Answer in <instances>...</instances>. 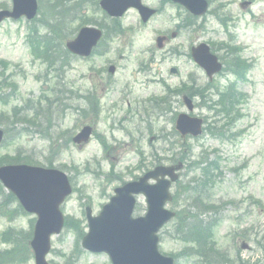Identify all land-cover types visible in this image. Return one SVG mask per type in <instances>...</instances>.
<instances>
[{
	"label": "rangeland",
	"instance_id": "obj_1",
	"mask_svg": "<svg viewBox=\"0 0 264 264\" xmlns=\"http://www.w3.org/2000/svg\"><path fill=\"white\" fill-rule=\"evenodd\" d=\"M37 1L39 14L34 21L5 20L0 24V63L7 62L4 74H0L10 77L5 85L1 84L4 77L0 75V96L6 99L5 104L0 103V115L2 114L4 119L7 118V122H0V128L6 129L5 140L0 145V159L6 155L8 159L17 155L9 162L57 168L69 178L74 191L61 206V211L65 217L77 218L80 222L74 230L63 229L59 235L51 237V249L46 256L48 262L109 264L105 254H92L81 247V238L78 237L81 232H87L84 208L89 205L92 214H98L101 206L108 202L115 187L133 180L134 176L142 175L158 162L169 165L170 159H177L173 154L184 146L182 144L181 149L176 148L179 147L176 144L178 140H182L174 132L171 134L175 120L172 119L176 117L174 114L186 111L182 96L189 95L185 91L187 85L179 90L180 95L173 97L171 111L160 116L149 110L150 103L144 106L133 101L151 94L164 96V82L175 87L182 82L185 84L190 78L191 83L197 85L203 94V97L199 94L193 98L195 108L191 115L196 114L201 119L207 116L214 131L222 126L226 122L225 117L220 114L219 117L214 116L213 111H207L199 104H208L210 98L217 102L218 96L213 94L211 88L223 90L229 83L233 84L238 95L240 93L241 100L236 108L243 115L232 122L229 139L207 134L186 138L190 152L187 153L186 149L184 153H190L192 161L200 156L207 157L209 160L216 159L220 166L217 177L211 178L214 182L212 187H208V199L217 210L197 212L198 218L202 221L214 217L219 220L218 225L213 228L212 238L216 241V247L225 251L230 260L235 258L242 237L251 249L246 252L242 250L239 253L240 258L243 255L255 256L259 250L263 256L264 209L253 201H259L264 207V0H250V3H245L243 7H240V3L246 0H209V11L215 10L220 19L217 20L207 12L202 17V27L192 26V29L176 33L174 37H170V33L176 32L175 27L184 21L185 11L166 0H142L148 6L160 8L147 23L140 22L135 10L125 12L119 20L123 28L131 26L132 29L114 37V26L99 8L98 0H87L75 14L70 11L69 15L73 16L74 20L64 27L59 24L58 36L49 31L50 26H54L46 11L50 6L49 0ZM1 7L10 8L11 1L0 0ZM83 10L85 12H82ZM221 17L228 18L225 25L219 22ZM202 18H199L196 24H199ZM40 24L44 26L41 27ZM84 25L103 30V40L99 47L101 54H94L86 60L76 58L63 68V72L48 71L41 58L32 56L31 45L27 41L34 28L39 35L49 32L48 35L63 38L64 42L72 39L75 31ZM158 35H168L162 40L160 49L155 45ZM200 42L215 43L214 52L222 58L223 69L225 68V72L222 71L213 77L212 83L208 82L202 69L188 55L190 46ZM228 42L242 47L240 55L252 62L246 81L235 80L237 78L226 70L225 62L228 59L224 58V49L220 46ZM172 47L177 48L170 53ZM150 56L153 60L148 62ZM139 62H143L140 69L137 67ZM111 65L115 67L112 74L108 72ZM171 67L177 69V74L169 73ZM2 71L0 64V72ZM124 81L130 82L129 88L132 92L128 97V106L126 96L120 93ZM69 90L79 94L87 90L95 92L101 102L99 120L93 127L94 134L81 147L72 143L65 144V138L78 131L85 122H91L90 117L96 118L98 114H92L90 108L86 113L87 118L73 110H67L55 126L49 129L48 121L38 125V117L34 121L35 125H31L25 121L17 122L13 116V109L21 111L35 104L41 113V97L50 95L52 98L60 91H64L65 96H68L67 103H70ZM126 110L129 113L123 117L122 113ZM20 117L22 114H19L18 118ZM52 120L54 116H50V121ZM66 132L67 135L61 136ZM101 140L102 145L99 142ZM170 142H175L176 147L167 151ZM103 146H106L105 150ZM72 165H76L78 170L73 169ZM200 175L198 169L186 172L183 167L180 171L179 185L171 187V193L180 196V204H183L186 197L182 194L186 182L194 177L200 178ZM202 179L201 177L200 180ZM0 187V251H9L13 246L10 242L12 234L7 235V232L18 228L26 232L30 225L34 224L35 216L20 213L16 201L1 203L7 192L1 185ZM228 201L233 203L225 204ZM185 204L182 208H185ZM166 207L172 209L171 203ZM144 212L145 202L140 195L137 197L133 215H143ZM192 215L194 211L188 207L180 210L179 223L183 224L185 218ZM161 232L160 251L177 254L186 246L180 241L179 233L173 232L172 226H167L166 233H163L164 229ZM14 238L17 242L20 241V237L15 234ZM260 240L262 242L258 244L256 241ZM75 247L77 252L74 251ZM261 258L264 260V257ZM17 264H34V260L29 255L25 262ZM175 264H195L194 256L179 255Z\"/></svg>",
	"mask_w": 264,
	"mask_h": 264
},
{
	"label": "water",
	"instance_id": "obj_2",
	"mask_svg": "<svg viewBox=\"0 0 264 264\" xmlns=\"http://www.w3.org/2000/svg\"><path fill=\"white\" fill-rule=\"evenodd\" d=\"M194 15H202L207 9L205 0H175ZM101 7L110 15H120L128 6H136L144 18L149 17L153 10L141 7L139 1L130 0L119 7L115 0H102ZM36 13L35 0H13V10L0 11V22L6 17L18 18L21 15L28 19ZM145 13V15H144ZM100 36L98 30L83 28L77 37L66 44L69 51L80 56H87ZM193 59L203 67L209 77L218 72L221 65L214 55L209 52L206 44H199L191 49ZM111 71L113 68L110 69ZM171 72H175L171 70ZM186 106L192 110L189 99L185 98ZM176 129L182 136L201 133V119L190 118L180 114L176 121ZM91 128L86 126L73 139L74 142H86ZM2 131L0 130V142ZM180 166H177L179 168ZM174 167H157L148 172L138 182L129 183L115 190L116 195L110 203L104 206L99 217L92 219L90 233L86 236V244L90 249L98 244L100 249L110 252L114 264H172L171 258H163L156 251L154 233L172 215L163 209V205L171 197L168 193L170 181L162 179L168 175L175 180L177 175ZM161 176V179H158ZM154 178L156 184L148 185L147 179ZM0 181L14 193L25 210L38 215L34 238L31 246L35 254L36 264H45L44 255L49 249V236L57 233L62 220L57 210L58 204L70 192L69 185L63 173L57 170L44 169L28 165L0 166ZM143 193L146 196L148 211L145 217L132 220L130 218L134 199L131 194ZM89 216V215H88ZM89 218V222H90Z\"/></svg>",
	"mask_w": 264,
	"mask_h": 264
},
{
	"label": "trees",
	"instance_id": "obj_3",
	"mask_svg": "<svg viewBox=\"0 0 264 264\" xmlns=\"http://www.w3.org/2000/svg\"><path fill=\"white\" fill-rule=\"evenodd\" d=\"M82 2L84 3L83 0H78V2H72V4H67V9L65 10L64 6H65V2H56L54 3L53 7L54 8H50V11H53L52 14V20L54 22V26H50V33L54 34L56 36H58V32H57V28L60 29V27H58L59 24L62 25L64 23H67L68 21V10H71L73 8V11L75 10H79V8L81 7ZM218 19V18H217ZM219 20V19H218ZM221 22V21H220ZM43 25H41V27H43ZM56 36H39L37 33L36 28H34L33 30H31L30 32V36H29V41L31 42V47H32V53L35 55V57L37 58H41V61L44 62L48 68L52 69L54 68V66L57 65H64L67 63V60H63L64 56L62 55L61 51H62V40H58V37ZM226 49V55L228 58V60L225 62L226 64V70L235 75L238 79H243L246 72L248 71L249 66L246 65L243 61H241L239 59L238 54H236L238 49H231L230 47H225ZM62 60L64 62H62ZM3 64V63H1ZM4 65V64H3ZM5 68V67H4ZM1 76H3V74H0ZM207 86H210L207 84ZM13 89V88H12ZM215 92L218 96V100L217 102H214L212 100V98L208 99L207 103L208 104H199V106L206 108L207 110L213 111L214 116H218L219 114L222 115L223 117L226 118V122L222 124V126H220L217 130L214 131V128H212L213 126H211V124L209 122H206L204 131L205 133L209 134V135H216L217 137L220 138H226L227 137V133L230 132L231 127H232V122L235 120V118H237V114H238V109L236 108L237 104H239L241 97L240 94L238 95L235 87L233 85H229L227 88H224L223 90L216 88ZM193 93H196L193 91ZM199 94H201V96L203 97L202 94V90L199 91ZM60 98H56V102H52V101H48L46 102L45 107L43 108L44 112L47 114V112H49L52 109V105L56 104L57 107H59L61 105V101L59 100ZM94 99L92 98H88L87 102L93 101ZM6 99L2 97V95L0 96V103L5 104ZM218 107V108H217ZM62 108V107H61ZM29 109H25V112L23 113V117L21 119V121H25L29 124H35V120L32 121V119L39 117L38 113H33L32 115H30ZM18 110L17 109H13V116L17 117L18 115ZM29 116V119H28ZM33 116V117H32ZM50 119H48L47 121H49ZM206 120V119H205ZM38 121V120H37ZM0 122H7V118L1 114L0 115ZM39 125V122H38ZM6 131V129H4ZM182 160L184 159L183 157L181 158ZM11 159L5 160L4 159H0V164L3 162H9ZM31 162V161H30ZM192 164L193 167H195V165H197V167H200V165L204 164L203 167H201L202 170V174L204 177V181L203 184L206 186L210 181V178L212 177L210 175V169H214V167H216L215 163H208L205 160H201L200 162H193ZM202 187L200 180H193V182L196 183ZM1 188V187H0ZM198 194V193H197ZM194 195V196H193ZM6 201H12L13 197L9 194L6 195ZM190 200L192 201H201L205 202V203H209L206 201L205 198L202 197L201 194L195 195L194 191H192L191 196L189 197ZM177 200V196L174 197V201ZM3 203V201L1 202ZM206 207H208L206 205ZM194 208L195 205H194ZM200 223V225L196 224ZM192 221V219L189 220V222H187L184 226H183V237L181 238L182 241L187 242L191 245H193V241H197V232H198V227L200 226L203 230L206 229V227L208 226L207 229H210L209 225H202L201 222L198 221ZM8 234H12L11 235V241L13 246L9 251H0V264H17V263H22L25 262L29 255H30V250H29V246H28V241L30 238V233H25L22 231L19 232H9ZM14 234L19 236V242L16 241V239L14 238ZM193 247H196L193 245ZM196 249H198V247H196Z\"/></svg>",
	"mask_w": 264,
	"mask_h": 264
}]
</instances>
